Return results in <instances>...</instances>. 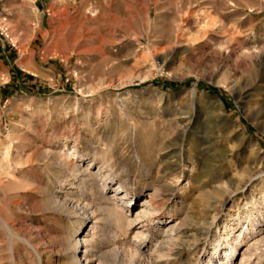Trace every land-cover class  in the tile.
Returning a JSON list of instances; mask_svg holds the SVG:
<instances>
[{
	"label": "rangeland",
	"instance_id": "obj_1",
	"mask_svg": "<svg viewBox=\"0 0 264 264\" xmlns=\"http://www.w3.org/2000/svg\"><path fill=\"white\" fill-rule=\"evenodd\" d=\"M261 52L264 0H0V264H264Z\"/></svg>",
	"mask_w": 264,
	"mask_h": 264
},
{
	"label": "bare ground",
	"instance_id": "obj_2",
	"mask_svg": "<svg viewBox=\"0 0 264 264\" xmlns=\"http://www.w3.org/2000/svg\"><path fill=\"white\" fill-rule=\"evenodd\" d=\"M262 53V54H261ZM260 53V56H257V55H253V54H249V55H246L244 57H247L249 58L250 60V65H251V68L254 69L255 73L260 75V81L259 84H257V87H260L261 84L264 82V52H261ZM255 57V58H254ZM252 59H255V60H252ZM253 73V72H252ZM251 75V74H250ZM255 75V74H254ZM251 77V76H250ZM255 81H256V78L255 76H253ZM243 82V81H242ZM246 82V81H245ZM256 83V82H255ZM264 84V83H263ZM256 85V84H255ZM239 87V86H238ZM242 88V87H240ZM258 89V88H257ZM263 102L260 104V106H258L256 109H254L253 111V115L254 117L255 116H259L262 120L260 122V128L263 130V133H264V98H262ZM256 118V117H255ZM259 123V122H258ZM231 131L233 132L234 136L236 137L237 141L241 144V143H244V142H248V145L251 147V149L253 148V152H254V155L255 156H261V155H264V151L262 150V148L260 147L259 144L255 143L254 141L252 140H249V138L247 137V134L243 131L242 128H240L239 125L237 126H234L231 128ZM9 153V152H8ZM7 154H5V157H6ZM10 155V154H9ZM74 155V154H73ZM254 157V156H253ZM1 161L3 160V156L1 157ZM10 158V157H9ZM69 158V157H68ZM258 158V157H257ZM8 159V158H6ZM260 159V158H259ZM65 160V159H64ZM67 160V159H66ZM261 160V159H260ZM4 161V160H3ZM7 161V162H6ZM4 161L5 163H8V160ZM18 161V160H17ZM10 162V161H9ZM63 162V161H62ZM1 163V162H0ZM3 164V162H2ZM19 164V163H18ZM62 164V163H61ZM257 164V163H256ZM4 165V164H3ZM8 165V164H7ZM10 165V164H9ZM258 166V165H257ZM264 166V165H263ZM6 167V166H5ZM4 167V168H5ZM59 167H62L61 165H59ZM3 168V169H4ZM8 168V167H6ZM5 168V169H6ZM11 168V167H10ZM9 168V169H10ZM2 169V166L0 165V172L4 173ZM7 170V169H6ZM75 170V169H74ZM83 171V170H82ZM263 169L262 168H259V167H256L255 165H251L249 168H248V173H247V176L244 178L245 180L243 181L242 180V183L244 182V184L239 188L240 191H242L244 188H245V185H250L252 187V180L255 178V177H259L261 176V174H263ZM85 172V176L86 177H90L92 181L95 180L96 176L93 174V173H90L87 171V169L84 171ZM2 173L0 175H2ZM82 174V173H81ZM84 176V174H83ZM2 179V178H1ZM247 179V180H246ZM91 181V182H92ZM96 183L93 182V184ZM241 185V184H240ZM250 187V188H251ZM101 188V187H100ZM255 188V187H253ZM230 190V189H229ZM253 189H251L252 191ZM99 191V190H98ZM101 192V191H100ZM98 193V192H97ZM243 193V192H242ZM225 194V193H224ZM252 195V194H250ZM243 196V199L244 201L247 200V197H245L244 195L241 194V197ZM154 196H152L151 198H153ZM250 197V196H249ZM105 198V197H104ZM110 198L111 196L108 198V200L110 201ZM110 203V202H109ZM125 204V203H124ZM247 209H250L251 208L253 209V207L255 206L256 202L254 201V198L250 199L247 203ZM114 205V204H113ZM112 206V205H111ZM116 206V205H115ZM89 208V207H87ZM108 209V208H107ZM113 211V208H109ZM108 209V210H109ZM256 209V208H255ZM254 209V210H255ZM106 210V209H105ZM104 210V211H105ZM110 210V211H111ZM110 211H107L108 214L110 213ZM123 210H121L120 208H117V207H114V213L115 214V217H117V219L115 220H118V221H124L123 219L124 216H123ZM112 214V213H111ZM110 214V215H111ZM258 214V213H256ZM263 214H264V210L263 211H260L259 213V217L261 219H263ZM109 215V216H110ZM107 216V215H106ZM114 216V215H113ZM114 219V218H113ZM187 217H182L180 219H176L175 223L173 225H169V223H167L165 225V229H162L160 232L163 234L164 237H170L171 234H175V236L177 235L178 237V241L179 242V239H180V243H186V240H191V241H196V236L194 234H192V236H188L187 235V232L190 230H188L187 228ZM106 220V219H105ZM255 220V217L249 221V225L248 227L250 226V229H251V232L249 233H253L254 231V227L255 225H258L259 222H254ZM240 219L239 217H235L234 220H233V223L231 226L229 225H225V228H227L228 226V230L227 229H224L223 230V235L220 236V239H218L214 244H213V248H212V253L207 261V264H213V260H217L216 262H218V264H231V259L233 257V254H235V251H236V247L241 244V242L244 240V237L245 235H241L240 233L238 235H236V237L234 238L233 242L232 243H226V245L228 246L229 249L227 250H224L223 251V255L221 257H217V252H218V249L221 245V241H227L228 239V236L230 234H232L233 230H235L237 227H239V224H240ZM115 224V223H114ZM0 225L3 227V228H6L7 229V226L4 222V220H2V218L0 217ZM116 225V224H115ZM247 227V228H248ZM124 230V229H123ZM122 231V230H121ZM227 231H229L227 233ZM135 238L136 239H139L140 241L138 243H134L132 245V249H131V253H132V259L136 260L137 263H143V262H147L148 261V256L145 254V239L146 237L144 235H142L141 233H137L135 235ZM169 240V239H168ZM172 240V239H171ZM145 241V242H144ZM88 242L87 240L84 241V243ZM176 242V241H175ZM174 243V242H173ZM166 244V243H165ZM164 244V245H165ZM172 246H176V244H171ZM182 245V244H181ZM172 246H168L169 249H172ZM175 248V247H174ZM173 248V249H174ZM175 251V250H174ZM130 254V252H129ZM169 254V253H168ZM149 255V254H148ZM150 255H152L150 253ZM175 255V254H174ZM75 256V255H74ZM75 260L73 261V264H80V260L78 258H74ZM242 257H240V261H241ZM130 260V259H129ZM179 261V260H178ZM215 262V261H214ZM72 264V263H71ZM215 264V263H214Z\"/></svg>",
	"mask_w": 264,
	"mask_h": 264
}]
</instances>
